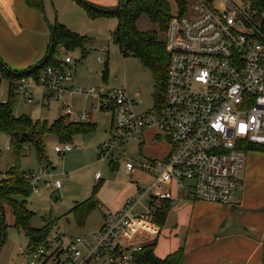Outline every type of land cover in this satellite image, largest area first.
I'll use <instances>...</instances> for the list:
<instances>
[{
    "label": "built area",
    "instance_id": "built-area-1",
    "mask_svg": "<svg viewBox=\"0 0 264 264\" xmlns=\"http://www.w3.org/2000/svg\"><path fill=\"white\" fill-rule=\"evenodd\" d=\"M183 2L181 13L171 15L163 40L168 68L162 104L141 111V101L124 89L74 87L71 57L60 66L46 67L40 75L10 82L13 95L29 102L31 89L41 88L43 105L72 94L95 98L94 110L110 114L109 137L99 148L100 158L111 164L125 159L127 175L140 171L153 178L150 185L138 189V198L128 197L117 211L105 209L96 232L70 239L58 232L48 245L30 251L29 264H130L159 237L156 219L161 208L176 204L169 185L186 198L233 204L247 151L264 149V0L262 6L257 0ZM2 80L0 71V84ZM65 114L76 113L68 105ZM91 118L84 111L74 122ZM152 128L169 142L167 157L135 159L131 145L136 143V154H142L145 133ZM73 149L67 142L55 146L62 155ZM50 172L45 166L23 176L35 193L40 178L46 176L50 177L46 187L57 191L62 182ZM101 178L97 173L96 179ZM20 253L26 251L21 248Z\"/></svg>",
    "mask_w": 264,
    "mask_h": 264
},
{
    "label": "rangeland",
    "instance_id": "rangeland-1",
    "mask_svg": "<svg viewBox=\"0 0 264 264\" xmlns=\"http://www.w3.org/2000/svg\"><path fill=\"white\" fill-rule=\"evenodd\" d=\"M65 1L67 0H42L45 17L51 22H55L54 20L58 18L56 9L58 6L62 8L61 17L63 18L66 11ZM167 1L171 7V15H179L181 9L178 0ZM91 19H101L102 22L99 27H88L92 29L90 31L92 35H84L87 39L84 45L87 54L84 59H82L81 48H75L72 51H63L61 48L57 50L58 60L62 61L67 56L72 58L71 67L74 68L75 81L78 83L76 87L86 89L95 87L105 90L121 88L126 90L130 97L138 102L141 101L139 110L152 108L156 101L154 76L138 58L129 55V53L125 55L116 44L114 33L119 24L118 18L116 16H96ZM45 23L48 26L47 22ZM137 27L141 32L156 33L160 40L165 39V31L161 32L146 15L139 18ZM105 50L106 52H104ZM31 91L32 102L22 95H14L16 115H25L34 123L47 124L48 127H51L57 119L67 118L66 123L71 122V120L77 119L78 113L87 111L93 114L91 120L80 123H92L97 127L93 133L75 136L70 143L75 148L64 155L55 152V146L62 143L55 135L47 134L44 139L48 161H41L35 148L31 145L24 147V154L18 163L21 170L38 171L46 166L52 171L50 173L62 182L61 189L55 191L46 187V182L50 180L49 176L40 178L39 192L32 191V195L27 199L28 208L33 212L32 227L41 229L47 225L50 229L48 239H53L58 232H62L67 239L84 235L90 236L102 225L105 209L114 211L120 208L127 197L136 196L138 198L137 187H144L151 179L140 171L132 176L127 175L125 159L114 160L112 166L109 159L102 160L100 158L99 147L109 137L107 131L110 125V114L94 111L95 98L86 99L79 94H72L60 101L43 105L44 93L42 89L34 87ZM10 93L12 94L11 91ZM0 100H9L7 79H3L0 84ZM68 105L72 106L76 114H65ZM155 134H157L155 129L148 131L147 142L142 147V154H136L134 150L136 143L131 145L135 159L140 160L147 157L162 160L167 157L171 148L169 142L163 137L161 141L154 143L152 139ZM12 148L10 137L6 133L0 132V181L15 164ZM249 153L262 155L260 159L264 162V149L248 150L247 154ZM47 162L49 165L46 164ZM97 173H100L102 177L99 181L96 180ZM95 191L99 207L90 214L85 226H77L74 217L69 214L70 210L77 203L90 198ZM56 196H58L57 200ZM18 199L23 200V197ZM139 209H144L143 202L139 203ZM12 216V210L6 207L8 229L0 251V264H29L32 259L31 250L28 248L29 238L23 231L15 228ZM46 242L39 243L34 248L48 245ZM51 246L54 248L56 244L53 242ZM21 248L26 251L25 254L20 253ZM130 264H135V260Z\"/></svg>",
    "mask_w": 264,
    "mask_h": 264
},
{
    "label": "crops",
    "instance_id": "crops-1",
    "mask_svg": "<svg viewBox=\"0 0 264 264\" xmlns=\"http://www.w3.org/2000/svg\"><path fill=\"white\" fill-rule=\"evenodd\" d=\"M85 1L105 9H115L120 3L119 0ZM65 6L63 18L62 8L56 6L58 18L51 22L43 14L42 0H0V63L12 72H22L37 65L48 51L51 27L56 23L80 36H90L92 29L88 27L100 26L102 20L91 19L92 16L77 0H67ZM59 48L68 51L64 46ZM86 54L87 50L84 49L82 59ZM7 80L10 91V79ZM76 85L77 81L73 86ZM90 114L92 117L93 114ZM155 130L154 143L162 139L159 131ZM148 131L143 145L147 142ZM107 133L109 135V129ZM261 156L247 154L245 171L233 193L231 205L186 198L177 187L169 185L167 189L171 190L177 201L168 209L164 224H157L162 234L155 240L154 255L158 259H165L182 248L183 264H264V162ZM46 164L49 165L48 162ZM149 177L151 180L144 187L153 181ZM12 219L14 222L13 216Z\"/></svg>",
    "mask_w": 264,
    "mask_h": 264
},
{
    "label": "trees",
    "instance_id": "trees-1",
    "mask_svg": "<svg viewBox=\"0 0 264 264\" xmlns=\"http://www.w3.org/2000/svg\"><path fill=\"white\" fill-rule=\"evenodd\" d=\"M77 1L86 8L92 17L116 16L118 18L119 24L114 33L116 44L125 55L129 53V55L138 58L152 72L156 82L155 103L162 104L167 79L168 54L164 42L159 39L158 35L139 31L137 22L141 16L146 15L149 21L157 26L161 32L166 31L171 19L169 2L167 0H120L117 8L105 9L85 0ZM178 1L180 5L184 4L183 0ZM262 2L263 0H257V5L262 6ZM51 34L48 51L37 65L22 72H12L0 63L3 79H10L11 82L22 77L40 75L48 66H60L61 63L57 58V50L60 46H64L68 51L75 48H81L84 51L87 39L68 30L62 24L56 23L52 26ZM9 95L7 104L0 102V132L6 133L11 139L15 164L0 181V251L4 245L8 229L6 207L12 210L15 228L26 234L29 238L28 248L33 251L37 249L34 248L37 244L47 241L50 229L47 225L41 229H36L31 224L33 212L28 208L27 199L32 195V189L24 179L25 171L18 166L25 151L24 147L31 145L35 148L41 161L47 160L44 139L47 134H54L62 143H66L72 142L76 135H87L93 132L96 127L90 123H66L65 118L55 120L51 127H48L47 124L34 123L25 115L18 116L15 114V96L11 93ZM19 197H23V200H19ZM98 207L99 203L96 200L95 191L90 198L77 203L69 214L74 217L78 226L83 227L86 225L90 214ZM169 208L168 204L161 208L160 217L156 220L159 226L164 224ZM155 246L156 241L147 245L144 252L135 259V264H183L184 251L182 248L168 255L165 259H158L154 255Z\"/></svg>",
    "mask_w": 264,
    "mask_h": 264
},
{
    "label": "water",
    "instance_id": "water-1",
    "mask_svg": "<svg viewBox=\"0 0 264 264\" xmlns=\"http://www.w3.org/2000/svg\"><path fill=\"white\" fill-rule=\"evenodd\" d=\"M55 199L57 200L58 199V196H56Z\"/></svg>",
    "mask_w": 264,
    "mask_h": 264
}]
</instances>
